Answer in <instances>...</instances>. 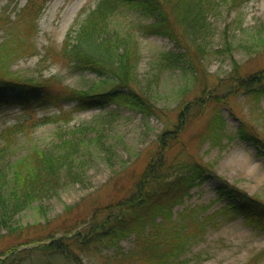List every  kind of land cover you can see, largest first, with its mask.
Masks as SVG:
<instances>
[{
    "label": "trees",
    "instance_id": "1",
    "mask_svg": "<svg viewBox=\"0 0 264 264\" xmlns=\"http://www.w3.org/2000/svg\"><path fill=\"white\" fill-rule=\"evenodd\" d=\"M45 1L28 0L13 19L6 13L0 14V106L16 108L20 113L15 124L0 131V231L19 235L0 252V264H84L83 259L89 264H187L181 261L182 256L193 241L205 235L206 226L214 217L205 216L208 207L185 208L176 216L173 214L175 206L209 179L207 175L214 176L210 167L196 160L190 147L219 142L223 137L231 141L223 133L222 119L224 107L234 116L229 93L232 97L235 93L245 94L254 102L264 97V70L251 73L245 66L234 64L224 82L227 96H218V85H210L211 76L204 68L211 54L210 18L225 6L239 8L250 0L97 2L78 29L67 33L61 48H49L43 57V62L60 64L71 75H94L97 83L88 90L68 88L58 77L34 80L10 71L15 61L36 53L32 39ZM130 15L143 21L151 19L153 23L120 22ZM136 34L139 38H167L178 49L156 54L146 84L135 75ZM263 52L264 27L244 54L259 60L264 58ZM175 71L190 82V87L181 88L179 95L183 98L192 90L195 97L178 105V118L174 119L154 105L151 95L158 91L161 78ZM69 104L76 105V111L104 109L109 105L125 107L138 111L144 118L161 121L165 131L146 150L140 163L135 160L127 165L120 155V138L95 132L87 125L65 129L59 122L67 124L69 112L37 117L39 112L49 108L61 110ZM200 122L203 127L190 133L185 141L186 131ZM47 125L57 126L53 140L41 148L32 137ZM235 139L250 144L264 158V138L243 118H239ZM26 146L24 154L11 159ZM98 159L113 172L104 185L105 198H99L101 191L94 192L86 199L87 210L79 209L80 214L75 215L79 206L64 207L63 215L44 229V237L34 241L21 239L25 231L14 224L16 216L31 209L40 215L44 203L69 188L85 189L88 172ZM216 194L219 200L229 202L222 210L224 214L234 213L244 224L264 232V203L258 198L223 180ZM157 218L159 222H155ZM37 227L39 224L35 223L33 228ZM146 227L150 229L147 233ZM132 236L134 247L124 253L120 243ZM32 243L36 247L27 249ZM259 257L264 258V251Z\"/></svg>",
    "mask_w": 264,
    "mask_h": 264
},
{
    "label": "rangeland",
    "instance_id": "2",
    "mask_svg": "<svg viewBox=\"0 0 264 264\" xmlns=\"http://www.w3.org/2000/svg\"><path fill=\"white\" fill-rule=\"evenodd\" d=\"M27 1L0 0V14L6 13L13 19ZM99 1L101 0H46L36 21V33L32 39L36 53L15 61L10 66V71L23 78L34 80L58 77L63 85L76 90H88L94 83H97L94 75H71L60 64L43 62V57L49 48L59 50L67 33L70 30L75 32ZM120 22L129 25H138L142 22L150 25L153 20L143 21L130 15ZM210 23L213 35L207 44L211 54L204 68L207 75L211 76L210 85H218L216 95L227 96L228 91L225 89L224 82L233 71L234 64L241 68L245 66L243 68H248L251 73L264 70V58L255 60L244 54V49L261 34L264 27V0H250L239 8L225 6L216 16L210 18ZM2 39L3 35L0 33V43ZM134 39L138 45L135 75L137 80L146 84L156 54L178 49L172 41L161 36H141L139 38L136 34ZM125 44L129 46V42ZM186 80L187 77L178 71L166 74L161 78L158 91L151 95L154 105L171 118H178L180 108L178 105L182 101H191L195 97L192 90L186 92L183 98L179 95L181 88L188 85L190 87V82ZM229 105L234 109V116L231 115L228 107H224L222 119L225 126L223 133L231 141L223 137L219 142L207 141L199 148L196 144L190 147L196 160L210 167L214 176L207 175L210 176L209 179L201 186L194 188L189 197L173 209V214L176 216L185 208L208 207L205 216L214 215L212 222L206 226L205 235L193 241L182 256L181 261H187V264H264V258L259 257L264 251V232L254 226L244 224L242 218L235 216L234 213L224 214L222 210L229 202L226 199L219 200L216 194V189L223 180L230 186L264 203V158L259 157L250 144L235 139L239 118H243L264 138V97L254 102L245 94L235 93L232 97V93H229ZM75 106L74 104L63 105L61 110L49 108L39 112L37 117L56 116L60 111L69 112L71 118L67 124L59 122V125L65 129L87 125L95 132H105L110 136L120 138L123 143V151L120 155L127 165L135 160L140 163L146 150L151 148L157 137L165 131L161 121L155 118H144L138 111L125 107L109 105L104 109L76 111ZM19 117L20 113L16 108L0 106V131L15 124ZM201 123L194 125L190 131H186L185 141L189 139L190 133H195L203 127ZM56 126L47 125L37 130L32 137L34 143L41 148L46 147L53 140ZM26 149L27 146L21 148L11 159H18ZM115 168L118 167L115 166ZM112 176L111 169L101 159H98L88 172V183L85 189L77 186L71 187L58 198L44 203L42 205L43 215L31 209L16 216L14 224L25 231L24 237L21 235L20 238L26 237V240L34 241L44 237V229L63 215L64 207L77 205L79 207L75 215L80 214L79 209L80 211L87 210L86 199L94 192L101 191L98 196L104 199V193L107 192L104 190V185L111 180ZM159 220L157 218L155 222ZM35 223H38L39 227L33 228ZM149 230V227H146L144 232L147 233ZM18 236L9 235L8 231H0V252L8 243L19 238ZM134 237L120 243V248L124 253L133 249ZM35 247L36 245L32 243L26 248ZM82 261L84 264H89L86 259Z\"/></svg>",
    "mask_w": 264,
    "mask_h": 264
}]
</instances>
